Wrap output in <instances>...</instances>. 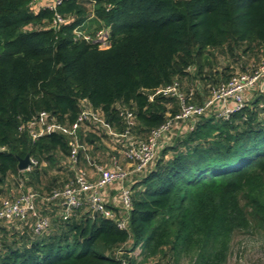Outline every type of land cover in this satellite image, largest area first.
<instances>
[{"label": "trees", "instance_id": "1", "mask_svg": "<svg viewBox=\"0 0 264 264\" xmlns=\"http://www.w3.org/2000/svg\"><path fill=\"white\" fill-rule=\"evenodd\" d=\"M30 2L0 0V203L27 188L48 195L73 177L70 135L33 139L19 129L40 112L67 127L84 109L97 112L107 128L91 118L80 124L76 163L110 165L125 145L120 134L145 141L178 112L173 96L149 99L155 88L178 81L188 101L201 103L204 86L234 74L212 70L215 52L264 57V0H96L93 18L81 0H63L57 12L69 22L56 27L53 11L34 12ZM77 26L91 38L105 28L109 46L77 36ZM263 87L227 118L200 116L133 174L126 228L86 207L62 214L38 202L49 219L42 233L27 222L0 223V264H227L235 231L264 229ZM25 156L36 161L31 170L18 169ZM10 176L24 181L15 195Z\"/></svg>", "mask_w": 264, "mask_h": 264}, {"label": "built area", "instance_id": "2", "mask_svg": "<svg viewBox=\"0 0 264 264\" xmlns=\"http://www.w3.org/2000/svg\"><path fill=\"white\" fill-rule=\"evenodd\" d=\"M62 1L31 0L30 9L34 12L44 8L53 11L52 25L56 27L69 22L68 18L61 16L57 12V7ZM81 1L89 9L88 18H93L95 16L94 6L96 0ZM74 32L77 36H82L86 40L90 39L93 42H98L103 48L109 46L108 32L105 28L98 30L92 38L87 34L86 28H83V26H77ZM263 75L264 62L253 72L239 73L237 76L233 75L227 83L211 89L210 98H206L201 103L188 101L178 81L155 88L149 94V99H152L155 95L173 96L178 102V112L174 115L168 113L167 120L159 127L152 129L145 141L130 137L128 131L120 135L112 133L113 135L126 137L124 148L120 151V154L121 158L129 164V169H124L120 157L112 156L110 165L89 161L96 173L92 178L76 163V151L80 145L75 132L80 124L90 118L107 128L99 114L90 108L84 109L78 120L70 127H67L53 120L49 121L47 114L40 112L26 125L19 126V129H22L23 126L27 127L33 139L55 131L70 135L72 148L68 160L72 163L70 168L74 171L73 177L59 188L52 190L48 195H40L33 190H25L14 198L2 199L0 203V223L4 222L9 226L16 220L27 222L30 223L34 233H42L49 224L48 217L41 215L37 207V202L42 201L62 208V214H69L73 209L86 207L91 212L100 213L105 217L114 219L118 228H126L132 206V190L129 187V182L133 174L146 170L154 158L158 156L160 149L171 142L174 129H178L177 133H183L186 129H191L196 120L202 115L213 113L227 118L231 112L244 106L245 96L243 97V92L252 89L253 85L261 77H264ZM262 82L261 85H264V81ZM121 114L128 125L133 124L134 118L130 111L125 110ZM35 164L36 161L30 158L26 170H31ZM110 187L117 188L119 194L116 208L108 205L104 195L105 190ZM139 251L140 248L137 247L133 253L137 255ZM119 262V264H126L125 259H119Z\"/></svg>", "mask_w": 264, "mask_h": 264}, {"label": "rangeland", "instance_id": "3", "mask_svg": "<svg viewBox=\"0 0 264 264\" xmlns=\"http://www.w3.org/2000/svg\"><path fill=\"white\" fill-rule=\"evenodd\" d=\"M211 60H212L211 66L213 71L216 70L220 71L224 67L228 66V69L231 70L232 73H234L233 75L237 76L239 73H242L241 71L243 67L251 69L253 68L252 65H255L256 67L261 66L264 62V57L259 52L253 51V52H249L246 55H243L241 54L240 51L234 50L232 54L227 53L225 55L220 54L219 52H215L214 56L211 57ZM256 67H254L253 69H255ZM262 81H264V77H261L259 81L253 85L252 89L243 92V97L245 96V101L252 98L251 96L254 95L255 91L259 88V86H261V84L263 83ZM204 88L207 90V94L209 95L208 98H210L211 89L209 85L204 86ZM177 130L178 129H174L172 136H176L175 134H178ZM89 158H91V156H89ZM93 158L96 161L97 158L96 157ZM81 165H82V169L87 173H89L92 169L89 163L81 164ZM67 166L68 164L66 163V167H64L65 169L63 170L62 168V170L58 171L57 177L58 179H60V181L67 174L66 170H70L69 167ZM123 167L124 169L125 168L129 169V167H127L124 164ZM51 173L56 174V171H53ZM7 180H8V185L10 187L9 193L11 195L17 194L18 191L21 190L22 184L24 183L23 178L21 176L17 178L10 176L8 177ZM43 208H48V207L44 205L42 206V209ZM145 264H151V261ZM177 264H191V263L187 258H182L177 262ZM227 264H264V229L259 227H254L248 229L247 231L246 230L235 231L231 237V241L229 245Z\"/></svg>", "mask_w": 264, "mask_h": 264}, {"label": "crops", "instance_id": "4", "mask_svg": "<svg viewBox=\"0 0 264 264\" xmlns=\"http://www.w3.org/2000/svg\"><path fill=\"white\" fill-rule=\"evenodd\" d=\"M108 147L111 149L110 144H108ZM120 158H121V156H120ZM121 163L124 164V165H126L127 167H129V164L126 163V161L123 160L122 158H121ZM91 167H92V166H91ZM88 174H89L90 178H92L93 176L96 175L95 170H94L93 167H92L91 171H90ZM132 178H133V177H132ZM132 178H131V179H132ZM104 195L106 196V199H107L108 205L111 206V207L116 208V207H117V206H116V205H117V199L119 198V194H118V192H117V188H115V187L107 188V189L105 190V192H104ZM38 202H40V201H38ZM38 202H37V204H38ZM41 202H42V201H41ZM115 203H116V204H115ZM47 207H48L47 209L51 212V211H53V209H54L55 207H56V209H57L58 206H47ZM56 211H58V210H56ZM6 226H7V225H6ZM11 227H13V225H12Z\"/></svg>", "mask_w": 264, "mask_h": 264}, {"label": "water", "instance_id": "5", "mask_svg": "<svg viewBox=\"0 0 264 264\" xmlns=\"http://www.w3.org/2000/svg\"><path fill=\"white\" fill-rule=\"evenodd\" d=\"M28 164H29V158H28V156H25L24 158L19 160L18 169L19 170H24L27 167Z\"/></svg>", "mask_w": 264, "mask_h": 264}]
</instances>
